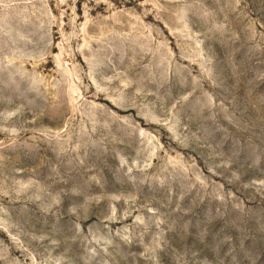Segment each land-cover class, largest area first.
I'll use <instances>...</instances> for the list:
<instances>
[{
  "label": "rangeland",
  "instance_id": "374dc122",
  "mask_svg": "<svg viewBox=\"0 0 264 264\" xmlns=\"http://www.w3.org/2000/svg\"><path fill=\"white\" fill-rule=\"evenodd\" d=\"M0 264H264V0H0Z\"/></svg>",
  "mask_w": 264,
  "mask_h": 264
}]
</instances>
